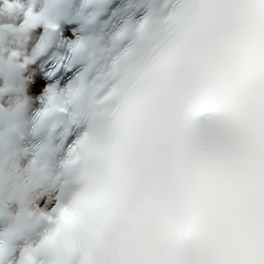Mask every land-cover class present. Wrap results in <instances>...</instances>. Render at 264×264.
<instances>
[{
  "label": "snow or ice",
  "instance_id": "6c2138e0",
  "mask_svg": "<svg viewBox=\"0 0 264 264\" xmlns=\"http://www.w3.org/2000/svg\"><path fill=\"white\" fill-rule=\"evenodd\" d=\"M126 14L124 0H0V210L13 222L26 217L37 226L46 224L60 206L62 193L44 161L54 135L48 127L49 99L78 71L65 67L66 49L86 26ZM230 48L223 39L209 46L207 68L182 114L189 136L198 135L202 117L223 119ZM74 138L75 133L68 136L64 147ZM205 191L184 189L194 214ZM6 246L0 240V264H42L38 256L47 247L44 239L29 244L14 259L5 255Z\"/></svg>",
  "mask_w": 264,
  "mask_h": 264
},
{
  "label": "clouds",
  "instance_id": "9594fccd",
  "mask_svg": "<svg viewBox=\"0 0 264 264\" xmlns=\"http://www.w3.org/2000/svg\"><path fill=\"white\" fill-rule=\"evenodd\" d=\"M159 176L156 183L139 190L147 204L145 223L153 229L159 227L167 202L178 191L170 170L162 169ZM126 194L119 169L101 149L89 172L76 185L75 194L46 222L47 248L62 257V264H111L113 257L107 247L109 225L116 219L118 205ZM78 235L83 236V244Z\"/></svg>",
  "mask_w": 264,
  "mask_h": 264
}]
</instances>
